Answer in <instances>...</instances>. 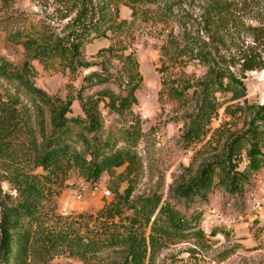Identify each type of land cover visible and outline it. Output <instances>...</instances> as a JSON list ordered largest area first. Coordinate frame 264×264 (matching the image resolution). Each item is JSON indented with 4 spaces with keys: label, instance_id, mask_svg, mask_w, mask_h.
Returning <instances> with one entry per match:
<instances>
[{
    "label": "trees",
    "instance_id": "trees-1",
    "mask_svg": "<svg viewBox=\"0 0 264 264\" xmlns=\"http://www.w3.org/2000/svg\"><path fill=\"white\" fill-rule=\"evenodd\" d=\"M53 1L65 9L76 6V15L63 34L42 19L8 15V21L0 20L5 40L23 47L20 63L0 55V264H51L60 255L76 257L83 264L101 260L107 264H155L157 255L170 245L205 241L207 235L199 224L201 212L187 215L157 192L134 194L142 169L136 146L143 135V120L133 112V105L138 103L142 75L135 52H128L125 40L133 36L139 18L165 22L175 17L173 0H134L130 21L119 19L118 13L113 19L96 18L92 0ZM13 2L0 0L3 8ZM144 2L156 8L139 5ZM237 10L233 0H215L205 15L203 33L177 36L171 32L161 47L160 72L195 61L206 68L205 80L198 83L162 81L161 98L167 93L170 99L187 100L186 91L194 88L192 111L187 113L182 133L186 147L206 135L225 103L222 95L231 93L228 101L246 95L233 69L235 55L227 54L226 35L229 25L239 19ZM252 31L257 40L263 37L264 28ZM94 38L111 40L98 54L119 60L121 91L102 88L84 95L82 86L76 98L83 114L69 116L73 92L63 98L38 86L32 62L38 61L45 71L59 66L75 75L90 66L82 46ZM238 64L243 73L262 70L264 59L247 46ZM83 79L101 85L112 76L91 71ZM102 108L117 115L108 127ZM249 109L245 128L231 135L222 155L202 164L193 177H183L171 197L201 203L215 185L231 195L242 192L251 175L264 167V103ZM225 111L230 112L231 107L226 106ZM123 166L125 170L117 173ZM73 171L90 183L109 174L112 200L95 213H59L57 198L69 186ZM123 181L128 186L121 192ZM3 183H8L10 191L3 189Z\"/></svg>",
    "mask_w": 264,
    "mask_h": 264
},
{
    "label": "rangeland",
    "instance_id": "rangeland-1",
    "mask_svg": "<svg viewBox=\"0 0 264 264\" xmlns=\"http://www.w3.org/2000/svg\"><path fill=\"white\" fill-rule=\"evenodd\" d=\"M134 0H92V12L96 11V18L105 16L113 19L118 13L119 19L131 20L130 5ZM239 19L229 25L230 32L226 35L227 54L235 55L231 61L237 63L233 68L244 86L246 95L238 100H227L231 93L223 96L225 103L220 108L218 116L212 120L206 135L194 146L186 147L182 133L187 123V113L192 111L190 101L194 88L186 91L188 99L173 100L167 93L163 98L160 91L162 81H189L198 83L205 80L206 68L199 62H191L183 68L175 67L167 71H159L161 62V47L171 32L181 36L185 32L203 33L205 15L215 3V0H173L176 16L168 21L154 22L153 20H139L134 25L133 36L125 43L128 52L134 51L139 63L142 82L136 95L138 103L133 105V112L143 120V135L139 139L136 149L140 155L142 169L136 180L134 194L157 192L170 201L182 212L190 215L201 212L200 226L207 238L201 243L194 240L183 241L164 248L156 257L155 264H264V167L253 173L249 183L245 184L241 193L231 195L223 187L215 185L208 198L199 203H189L171 197L172 189L183 177H193L199 167L205 162L222 155L227 142L234 133L245 128L249 120L251 105L264 103V68L253 71H239L238 57L248 48L254 49L264 59L263 37L257 40L252 28H264V0H233ZM165 2L161 1L160 4ZM142 7L156 8L149 3L139 4ZM76 6L63 8L53 0H14L12 6L3 8L0 3V20L6 22L8 15L20 16L30 21L46 20L59 33L63 34L70 18L76 15ZM68 14L69 17L62 18ZM5 25L2 24V26ZM10 28V26H9ZM108 38H94L86 41L82 46L84 60L90 66L81 68L78 73L71 75L61 67L43 70L38 61L32 65L36 71L35 82L50 94H57L66 98L72 91L74 98L69 116L82 115L80 101L76 92L84 86V95L95 93L102 88H109L116 93L121 91L120 68L118 59L108 54L99 55V49L108 47ZM0 55L20 63L23 59V47L5 40V31L0 25ZM91 71L102 74L109 73L112 79L98 85L83 79ZM101 103V107H102ZM230 106L231 111H225ZM103 109V108H102ZM116 114L103 109L105 127L116 118ZM219 130V131H217ZM245 167V161L240 168ZM125 166L118 168L122 173ZM99 181L111 191L110 197H103L100 192L89 189L79 202L75 198V190L82 184L88 183L71 172L68 187L57 198L58 212L95 213L107 202L111 201L114 193L110 186V175ZM128 186L127 181L120 183V191ZM3 189L10 191L8 183H3ZM260 201L258 208H253L252 198ZM228 201L231 206L228 207ZM231 215L233 221L228 223L226 216ZM214 231V232H212ZM51 264H83L76 258L66 255L56 256ZM95 264H107L101 260Z\"/></svg>",
    "mask_w": 264,
    "mask_h": 264
},
{
    "label": "built area",
    "instance_id": "built-area-1",
    "mask_svg": "<svg viewBox=\"0 0 264 264\" xmlns=\"http://www.w3.org/2000/svg\"><path fill=\"white\" fill-rule=\"evenodd\" d=\"M89 189H92L94 192H100L102 194L103 197H110L111 196V191L109 190V188L107 186H103L101 183L99 182H95V183H84L82 185H80L76 190H75V198L81 202L83 200V195L85 194V192H87ZM253 208H258L260 205V201L258 198L253 197ZM227 206L230 207L231 206V202L228 201ZM226 221L228 223H231L233 221V217L231 215L226 216Z\"/></svg>",
    "mask_w": 264,
    "mask_h": 264
},
{
    "label": "crops",
    "instance_id": "crops-1",
    "mask_svg": "<svg viewBox=\"0 0 264 264\" xmlns=\"http://www.w3.org/2000/svg\"><path fill=\"white\" fill-rule=\"evenodd\" d=\"M106 177H107V175H106V173H105V174L102 176L101 181L104 180Z\"/></svg>",
    "mask_w": 264,
    "mask_h": 264
}]
</instances>
